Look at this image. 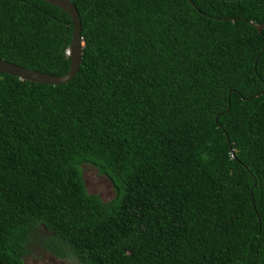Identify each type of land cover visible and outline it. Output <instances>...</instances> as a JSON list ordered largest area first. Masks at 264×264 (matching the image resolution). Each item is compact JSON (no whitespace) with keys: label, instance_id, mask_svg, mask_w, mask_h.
Wrapping results in <instances>:
<instances>
[{"label":"trees","instance_id":"obj_1","mask_svg":"<svg viewBox=\"0 0 264 264\" xmlns=\"http://www.w3.org/2000/svg\"><path fill=\"white\" fill-rule=\"evenodd\" d=\"M80 63L0 73V264H264V0H70ZM71 21L0 0V60L60 77ZM113 197L88 194L81 166Z\"/></svg>","mask_w":264,"mask_h":264},{"label":"water","instance_id":"obj_2","mask_svg":"<svg viewBox=\"0 0 264 264\" xmlns=\"http://www.w3.org/2000/svg\"><path fill=\"white\" fill-rule=\"evenodd\" d=\"M42 1L62 10L70 18L72 31H71V40L68 49L66 51V55L68 56L70 61V65L67 73L60 77L49 76L20 68L18 66L12 65L2 60H0V73L15 77L23 81L57 86L71 80L78 70L80 63V50L82 46L81 38H80V22L78 19L77 12L74 6L71 4L70 0H42ZM254 28L256 29L258 34H261V31L264 29V22L257 26H254Z\"/></svg>","mask_w":264,"mask_h":264},{"label":"rangeland","instance_id":"obj_3","mask_svg":"<svg viewBox=\"0 0 264 264\" xmlns=\"http://www.w3.org/2000/svg\"><path fill=\"white\" fill-rule=\"evenodd\" d=\"M81 175L85 190L88 194L97 195L102 201H108L113 197V191L108 180L97 174L90 165L81 166ZM23 264H78L73 259H57L42 250L36 244L29 246L28 254L23 258Z\"/></svg>","mask_w":264,"mask_h":264}]
</instances>
